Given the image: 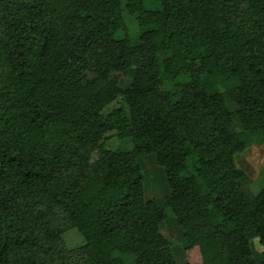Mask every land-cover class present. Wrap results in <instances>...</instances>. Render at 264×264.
<instances>
[{
    "label": "trees",
    "instance_id": "16d2710c",
    "mask_svg": "<svg viewBox=\"0 0 264 264\" xmlns=\"http://www.w3.org/2000/svg\"><path fill=\"white\" fill-rule=\"evenodd\" d=\"M252 145L264 0H0V264H176L165 210L183 264H256L255 239L264 264V187L234 162Z\"/></svg>",
    "mask_w": 264,
    "mask_h": 264
},
{
    "label": "rangeland",
    "instance_id": "374dc122",
    "mask_svg": "<svg viewBox=\"0 0 264 264\" xmlns=\"http://www.w3.org/2000/svg\"><path fill=\"white\" fill-rule=\"evenodd\" d=\"M137 67L134 62L128 75L121 79L119 85L124 89L130 79L133 69ZM129 145H124V149L128 150ZM235 166L243 171L250 181V191L254 195L264 187V145H252L244 152L234 157ZM137 163L141 169L144 179L143 191L146 201L154 200L160 208L163 207V200L168 196L169 190L165 181L163 170L156 165L152 155L140 157ZM166 219L159 224V232L162 237L170 243L171 253L176 264L185 263L182 230L176 225L173 215L165 210ZM250 250L253 260L256 264L263 261L262 248L258 240L250 242Z\"/></svg>",
    "mask_w": 264,
    "mask_h": 264
}]
</instances>
